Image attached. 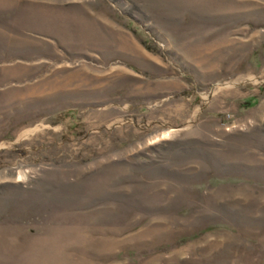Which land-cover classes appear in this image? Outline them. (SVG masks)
I'll use <instances>...</instances> for the list:
<instances>
[{
    "label": "rangeland",
    "instance_id": "rangeland-1",
    "mask_svg": "<svg viewBox=\"0 0 264 264\" xmlns=\"http://www.w3.org/2000/svg\"><path fill=\"white\" fill-rule=\"evenodd\" d=\"M0 264H264V0H0Z\"/></svg>",
    "mask_w": 264,
    "mask_h": 264
}]
</instances>
